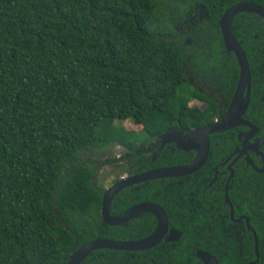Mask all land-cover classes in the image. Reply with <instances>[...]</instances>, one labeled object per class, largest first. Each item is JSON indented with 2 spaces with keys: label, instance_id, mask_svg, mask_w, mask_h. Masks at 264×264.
I'll list each match as a JSON object with an SVG mask.
<instances>
[{
  "label": "trees",
  "instance_id": "1",
  "mask_svg": "<svg viewBox=\"0 0 264 264\" xmlns=\"http://www.w3.org/2000/svg\"><path fill=\"white\" fill-rule=\"evenodd\" d=\"M241 2L264 7V0H0V264H66L97 239L137 241L154 231L149 212L120 226L103 223L105 189L94 171L101 165L81 154L118 145L129 154L121 166L127 177L189 163L195 151H158L160 137L203 128L226 112L239 68L224 50L219 20ZM232 33L250 72L243 119L261 134L264 21L240 12ZM231 133L209 137L198 173L128 187L111 201L112 216L143 202L159 205L169 229L181 233L178 242L97 250L81 264H197V250L240 264L227 242L224 177L209 186L236 142ZM227 193L264 239V173L235 169ZM259 252L264 261V247Z\"/></svg>",
  "mask_w": 264,
  "mask_h": 264
},
{
  "label": "water",
  "instance_id": "2",
  "mask_svg": "<svg viewBox=\"0 0 264 264\" xmlns=\"http://www.w3.org/2000/svg\"><path fill=\"white\" fill-rule=\"evenodd\" d=\"M240 12L255 14L261 17L264 21V7L251 2H241L232 5L224 11L219 20V28L224 48L226 51L233 53L239 68L236 88L226 112L223 116L218 117L212 124L203 128L194 129L186 133L182 131L169 132L160 137V148L165 144L174 143L179 150L195 151V157L188 164L183 166L156 168L138 175L122 177L107 188L102 195L101 218L105 225L111 227L120 226L138 215L140 212H149L152 213L157 220L154 231L147 237L137 241L97 239L79 247L69 257L66 264H81L92 252L97 250L139 252L153 248L162 240L165 242L177 241L180 237V233L170 231L167 236L168 219L164 210L160 206L145 202L132 206L117 216H112L110 214V204L112 199L123 189L136 184L158 179L186 177L198 172L205 165L209 156V137L212 134L224 132L238 126H249L251 131L255 132L256 128L243 119L250 101L251 80L249 66L242 47L232 33V20L234 16ZM262 102H264V96ZM263 142L264 135L251 149L258 153L257 150L259 145ZM231 176L232 173H230L229 178H231ZM229 178L226 181V185L229 182ZM225 199L226 202H228L226 194ZM196 256L203 264H218L217 260L206 252L197 251Z\"/></svg>",
  "mask_w": 264,
  "mask_h": 264
},
{
  "label": "flooded vegetation",
  "instance_id": "3",
  "mask_svg": "<svg viewBox=\"0 0 264 264\" xmlns=\"http://www.w3.org/2000/svg\"><path fill=\"white\" fill-rule=\"evenodd\" d=\"M224 50H225V48H224ZM225 52L227 54H229L228 51L225 50ZM250 89H251V85H250ZM233 94H234V92H233ZM263 96H264V90L262 91V96L260 99L261 102H262ZM262 103H264V102H262ZM245 121L256 128L255 132L254 131L252 132L249 126H238V127H234V128L229 129V130H233V133H231V135L235 134L236 142H234L233 139L231 140V145H230L231 150L227 153L226 157L223 158V160L214 168V174H213V177L209 183V186L211 187L212 185H214L215 181L218 178L224 177L223 204L228 207V220H229V223L227 225V242L231 246V248H235L237 250V254H238V257L240 259L239 263L240 264H264V261L262 260V257H261L262 253L259 252V248L261 246L264 247V239L258 238L256 232L254 231L253 227L250 224L249 217L246 214L236 213V211H235L236 206L234 205L233 200L228 197V193H227L228 192V186L234 177L235 169L238 168L242 172H247L248 170H251L252 172H254L258 175H262L264 173V153H263L264 142L259 145V148L257 150L258 153H256L255 151H253L251 149V148H253V145L257 144L261 140V138L263 137V135H264V124H263V131L261 134H259V130L257 129V127L253 123H250L247 120H245ZM251 132H252V134H251ZM169 145H173L176 148L174 143L165 144L162 148H160V143H159L158 144V151H161L165 146H169ZM176 150L186 152V153L193 151V150L183 151V150H179L177 148H176ZM155 159H156V155L154 154L152 156L151 161L154 162ZM175 167H177V166H175ZM160 168H163V167H160ZM221 168H223L224 171L219 172L218 169H221ZM154 169H156V168H154ZM150 170H152V169H150ZM147 171H149V170H147ZM144 172H146V171H144ZM198 172H196V173H198ZM196 173H194V174H196ZM230 173H232L231 178H229ZM139 174H141V173H139ZM194 174H192V175H194ZM192 175H190V176H192ZM186 177H189V176H186ZM186 177H178V178H171V179H179V178H186ZM228 178H229V182L226 185V181ZM166 179H169V178H166ZM158 180H162V179H158ZM151 181H154V180H151ZM147 182H149V181H147ZM147 182H143V183H147ZM143 183H140V184H143ZM140 184H136V185H140ZM136 185H133V186H136ZM130 187H132V186H130ZM225 194L227 196L228 202H226ZM143 203H145V202H143ZM148 203H151V202H148ZM140 213H143V212H140ZM170 231H176V230H174V229L170 230L169 225H168L167 236L169 235ZM176 232L180 233L179 231H176ZM180 238H181V233H180V237L177 239V241L165 242L164 240H162L160 243H162V242L167 243V244L176 243V242H178V240ZM156 246H154V247H156ZM248 249H251V251H252L251 256L246 253V251H248ZM197 251H201V250H197ZM197 251L194 254L196 259L199 261V263H197V264H203L196 256ZM203 252H205V251H203Z\"/></svg>",
  "mask_w": 264,
  "mask_h": 264
},
{
  "label": "rangeland",
  "instance_id": "4",
  "mask_svg": "<svg viewBox=\"0 0 264 264\" xmlns=\"http://www.w3.org/2000/svg\"><path fill=\"white\" fill-rule=\"evenodd\" d=\"M192 106L204 107V104L198 101H192ZM114 125L126 129L127 131H134L140 133L141 127L133 124L131 121L117 122ZM139 136V135H138ZM137 136V137H138ZM84 159H91L96 163L99 162L101 166L95 167L96 182L102 189L109 188L118 179L126 177L124 168L121 167L129 159V154L126 150L118 145H108L102 149H96L93 152L82 153ZM93 164H96L92 162Z\"/></svg>",
  "mask_w": 264,
  "mask_h": 264
}]
</instances>
